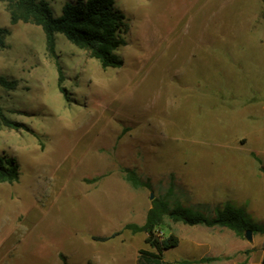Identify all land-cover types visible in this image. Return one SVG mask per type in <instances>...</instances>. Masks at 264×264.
I'll return each instance as SVG.
<instances>
[{"label":"rangeland","instance_id":"obj_1","mask_svg":"<svg viewBox=\"0 0 264 264\" xmlns=\"http://www.w3.org/2000/svg\"><path fill=\"white\" fill-rule=\"evenodd\" d=\"M43 1L58 17L76 0ZM114 3L126 44L121 66L101 69L61 34L50 53L41 28L11 24L0 1V76L14 82L0 107L20 126L0 128V155L19 171L0 183V264H136L146 235L125 226L143 224L150 193L210 214L264 165V0ZM165 224L179 244L164 261L258 256L226 228Z\"/></svg>","mask_w":264,"mask_h":264},{"label":"trees","instance_id":"obj_2","mask_svg":"<svg viewBox=\"0 0 264 264\" xmlns=\"http://www.w3.org/2000/svg\"><path fill=\"white\" fill-rule=\"evenodd\" d=\"M8 6L10 23H29L37 25L44 33L50 53L54 50V36L61 34L71 44L85 48L101 69L118 68L122 62L116 55L119 48L125 46L123 38L125 15L116 8L114 0H76L67 2L61 8V14L54 17L49 5L43 0H0ZM9 30L0 27V51L5 48V39ZM61 82L58 71L57 85ZM14 82L0 76V88L12 90ZM62 92L63 89H60ZM18 129L20 126L9 119L0 107V128ZM264 172V167H260ZM123 177L133 188L149 187L133 171L123 169ZM19 177L18 164L12 157L0 155V183L11 184ZM207 205L192 207L180 200L170 202L167 196L156 197L151 201L142 225L127 224L132 233H144L147 249H140L136 264H193L206 263L214 258L201 257L197 260L164 261L166 251L174 249L179 239L174 234L165 235L162 227L169 221L185 226H203L206 228H226L236 236H242L246 230L252 234L264 235V227L247 218L241 207L229 203L213 208L207 213ZM112 236L96 238L105 241ZM260 264H264V249Z\"/></svg>","mask_w":264,"mask_h":264},{"label":"crops","instance_id":"obj_3","mask_svg":"<svg viewBox=\"0 0 264 264\" xmlns=\"http://www.w3.org/2000/svg\"><path fill=\"white\" fill-rule=\"evenodd\" d=\"M260 167H264V165L256 164L254 166L256 174L253 179L237 181L232 188V196L236 200H232L231 205L243 208L250 221L264 227V172L260 171ZM245 197H247L246 201ZM252 243L253 247L258 250V256L251 259L248 264H260L264 249V235L252 234Z\"/></svg>","mask_w":264,"mask_h":264},{"label":"water","instance_id":"obj_4","mask_svg":"<svg viewBox=\"0 0 264 264\" xmlns=\"http://www.w3.org/2000/svg\"><path fill=\"white\" fill-rule=\"evenodd\" d=\"M153 198V194L150 193L149 200H153ZM243 237L248 243H252V232L250 230H246L243 234Z\"/></svg>","mask_w":264,"mask_h":264}]
</instances>
